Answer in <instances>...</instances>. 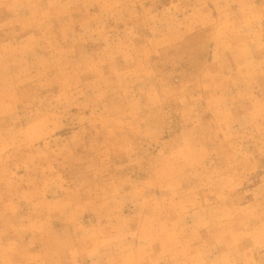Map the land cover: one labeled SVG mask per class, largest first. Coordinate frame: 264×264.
<instances>
[{
    "label": "rangeland",
    "instance_id": "rangeland-1",
    "mask_svg": "<svg viewBox=\"0 0 264 264\" xmlns=\"http://www.w3.org/2000/svg\"><path fill=\"white\" fill-rule=\"evenodd\" d=\"M0 264H264V0H0Z\"/></svg>",
    "mask_w": 264,
    "mask_h": 264
}]
</instances>
